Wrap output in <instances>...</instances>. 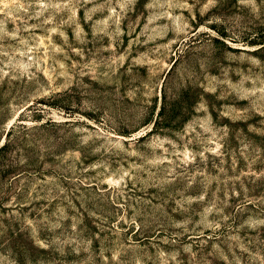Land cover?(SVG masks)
Here are the masks:
<instances>
[{"label":"rangeland","instance_id":"rangeland-1","mask_svg":"<svg viewBox=\"0 0 264 264\" xmlns=\"http://www.w3.org/2000/svg\"><path fill=\"white\" fill-rule=\"evenodd\" d=\"M0 264H264V0H0Z\"/></svg>","mask_w":264,"mask_h":264}]
</instances>
